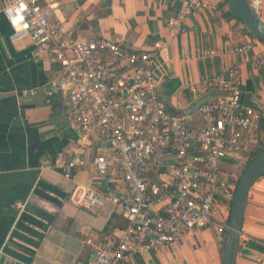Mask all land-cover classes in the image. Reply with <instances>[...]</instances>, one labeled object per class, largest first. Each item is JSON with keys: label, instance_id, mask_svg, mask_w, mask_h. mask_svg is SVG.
Wrapping results in <instances>:
<instances>
[{"label": "crops", "instance_id": "obj_1", "mask_svg": "<svg viewBox=\"0 0 264 264\" xmlns=\"http://www.w3.org/2000/svg\"><path fill=\"white\" fill-rule=\"evenodd\" d=\"M54 1L56 20L75 39L106 38L149 52L167 40L168 48L158 52L155 76L160 103L170 112L194 113L201 105L231 95L219 89L194 95L189 87L227 80L229 69L238 66L242 101L257 106L263 118L257 145L242 161L225 162L223 168L239 180L236 173L252 153L264 152V68L253 66L264 55V43L246 56L231 52L254 36L230 0H207L204 11L188 18L187 33L175 38L168 37V20L179 9L176 0ZM247 1L253 5L256 0ZM260 1L258 14L264 21V0ZM12 36L0 16V264H89L95 249L127 223L110 201L96 213L83 209L80 202L92 189L124 195V184L114 170L104 187L95 184L93 162L107 142L96 133L85 138L69 121L60 66L47 58L37 61L30 38ZM209 50L220 54L207 57ZM74 156L83 164L71 179L61 169L42 165L44 160L69 161ZM147 174L157 178L165 173ZM20 203L25 204L22 210ZM230 212L226 206L219 216L228 219ZM222 248L221 237L211 227L186 234L167 249L136 253L123 264H222ZM236 264H264V176L249 192Z\"/></svg>", "mask_w": 264, "mask_h": 264}, {"label": "built area", "instance_id": "obj_2", "mask_svg": "<svg viewBox=\"0 0 264 264\" xmlns=\"http://www.w3.org/2000/svg\"><path fill=\"white\" fill-rule=\"evenodd\" d=\"M179 9L168 20V37L187 33L190 16L204 11L207 0H176ZM256 12L263 8L256 0ZM54 0H4V17L13 39L30 38L37 61L47 58L60 66V90L66 96L69 121L85 138L98 134L107 142L93 162L95 184L102 185L112 170L124 184V195L89 190L80 205L96 213L107 202L119 207L127 226L95 249L89 264H123L136 253L167 249L184 235L214 227L224 242L237 184L226 173L225 162H239L257 145L262 112L244 104L241 70L233 66L227 80H205L190 86L196 95L213 89L231 95L201 105L194 113L176 114L159 100L155 65L158 52L169 42L155 44L153 52L132 50L106 38L75 39L56 20ZM260 43L248 40L234 46V54L247 55ZM209 50L207 57L219 55ZM264 68V55L253 61ZM197 121V123H196ZM83 162L44 160L43 167L61 169L71 179ZM150 170L164 172L154 178ZM18 209L25 204H18ZM90 245L91 241H87Z\"/></svg>", "mask_w": 264, "mask_h": 264}, {"label": "water", "instance_id": "obj_3", "mask_svg": "<svg viewBox=\"0 0 264 264\" xmlns=\"http://www.w3.org/2000/svg\"><path fill=\"white\" fill-rule=\"evenodd\" d=\"M230 1L247 31L264 43V21L261 19L258 12H256L247 0ZM263 176L264 152L243 170L238 181L223 242L222 264H236L249 192L253 185ZM106 183L107 178L102 180V186L104 187Z\"/></svg>", "mask_w": 264, "mask_h": 264}, {"label": "trees", "instance_id": "obj_4", "mask_svg": "<svg viewBox=\"0 0 264 264\" xmlns=\"http://www.w3.org/2000/svg\"><path fill=\"white\" fill-rule=\"evenodd\" d=\"M254 39H256L254 37ZM263 153V151H256V152H253L251 157H249L248 161L243 165V170L252 162L254 161L255 159H257L261 154Z\"/></svg>", "mask_w": 264, "mask_h": 264}, {"label": "rangeland", "instance_id": "obj_5", "mask_svg": "<svg viewBox=\"0 0 264 264\" xmlns=\"http://www.w3.org/2000/svg\"><path fill=\"white\" fill-rule=\"evenodd\" d=\"M242 167H243V166H242ZM242 167H240L239 171L236 173V177H237V178H240L241 175H242V173H243V168H242Z\"/></svg>", "mask_w": 264, "mask_h": 264}]
</instances>
